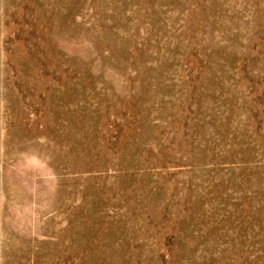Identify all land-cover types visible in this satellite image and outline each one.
Listing matches in <instances>:
<instances>
[{
    "label": "rangeland",
    "instance_id": "rangeland-1",
    "mask_svg": "<svg viewBox=\"0 0 264 264\" xmlns=\"http://www.w3.org/2000/svg\"><path fill=\"white\" fill-rule=\"evenodd\" d=\"M0 264H264V0H0Z\"/></svg>",
    "mask_w": 264,
    "mask_h": 264
}]
</instances>
